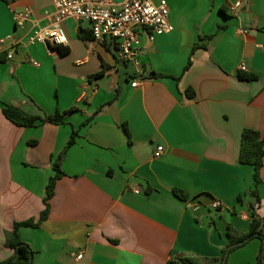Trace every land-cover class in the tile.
<instances>
[{"label": "crops", "instance_id": "1", "mask_svg": "<svg viewBox=\"0 0 264 264\" xmlns=\"http://www.w3.org/2000/svg\"><path fill=\"white\" fill-rule=\"evenodd\" d=\"M52 2L0 0V39L8 38L0 53V262L15 253L6 232L44 209L53 162L74 130L48 219L18 231L32 264L220 258L229 225L248 232L253 205L264 219V166L257 205L253 167L239 162L243 130L264 134V0H167L174 30L153 42L140 34L141 78L113 43L79 37L91 31L86 21L63 22L68 46L30 44L32 30L52 22ZM27 7L32 17L17 27ZM208 36L207 49L191 56ZM5 104L41 117L60 111L64 123L20 127L3 115ZM262 244L251 240L228 264H256Z\"/></svg>", "mask_w": 264, "mask_h": 264}, {"label": "built area", "instance_id": "2", "mask_svg": "<svg viewBox=\"0 0 264 264\" xmlns=\"http://www.w3.org/2000/svg\"><path fill=\"white\" fill-rule=\"evenodd\" d=\"M54 17L48 26L35 27L28 37L30 44H41L48 49L65 47L69 39L62 27L68 19L86 21L90 24L92 41L98 44L111 42L117 49L119 60L132 66L137 71V76H142L141 52L137 44L140 34H144L150 42L157 37L171 33L174 30L170 22V10L167 0H124L117 4L115 0H53ZM243 6L242 1L236 2L231 10ZM32 17L31 8L27 7L22 13L15 16L17 27ZM8 38L0 39V53L7 45ZM7 61L13 60L11 53L6 56ZM39 66L37 62H33ZM240 70L245 72L244 65ZM139 80L133 82L137 87ZM163 147H159L155 157H160ZM139 194L140 190H134ZM216 208H222L221 202L213 203ZM189 207H194L189 204ZM197 209V208H195ZM82 256H79L81 258Z\"/></svg>", "mask_w": 264, "mask_h": 264}, {"label": "trees", "instance_id": "3", "mask_svg": "<svg viewBox=\"0 0 264 264\" xmlns=\"http://www.w3.org/2000/svg\"><path fill=\"white\" fill-rule=\"evenodd\" d=\"M79 37L83 40L92 39V32L87 30H81ZM212 36L205 38H200L199 42L196 43L191 51V56L198 49H207L208 42L211 40ZM59 48V47H55ZM60 49V48H59ZM62 54H66L67 50L61 49ZM192 61L191 57L188 60L187 65L183 69V74L191 67ZM101 73L95 75V77L100 76ZM151 78H161L166 77L162 74L153 73ZM246 80H253L254 76L241 77ZM178 80L179 78H175ZM73 108L68 111H72ZM3 115L7 120L13 124L20 127H34L39 126L45 123H51L55 125H60L64 123V114L60 111L55 112L54 114L45 115L43 117L30 114L21 108L14 107L12 105L5 104L2 109ZM93 117L86 120L83 125H87ZM125 134L130 138L129 130L125 125L123 127ZM78 136V131L74 130L66 143L64 149L59 153L56 159L53 162L54 175L50 177L48 184L46 186V196L43 200L44 209L40 213L37 219L31 218L23 222H16L14 228L11 232H6L5 240L6 246L14 250V256L11 259L0 262V264H32L34 252L31 247L23 242L19 235V229L21 227H34L37 228L40 224L47 220L51 211L50 200L55 195V189L57 182L65 176V173L62 170V161L67 153V151L76 143ZM239 162L244 165H250L253 167V183L254 187L252 194L256 199V204L258 205L261 202L259 188L262 183L261 180V170L264 166V134L260 131L246 128L242 132L241 137V146L239 153ZM174 193L182 199H186V194L180 190H174ZM227 236L229 242L224 248L222 256L220 258H211V259H200V258H172L166 262V264H200V262L206 264H223L225 256H228L236 249L246 245L253 239H260L263 244L261 251L258 256V263L264 264V219L260 218L256 213L255 205L252 206L251 212V223L249 231L246 233L238 232L234 229L233 226L229 225L227 230ZM227 264V263H225Z\"/></svg>", "mask_w": 264, "mask_h": 264}, {"label": "rangeland", "instance_id": "4", "mask_svg": "<svg viewBox=\"0 0 264 264\" xmlns=\"http://www.w3.org/2000/svg\"><path fill=\"white\" fill-rule=\"evenodd\" d=\"M230 255H231V254H230ZM230 255H229V256H230ZM229 256H228L227 261H226L227 264H228ZM250 256H251V254H250ZM254 260H255V258H254ZM246 263H249V262L247 261ZM255 263H256V264H259V263H258V258H257V262H255Z\"/></svg>", "mask_w": 264, "mask_h": 264}, {"label": "water", "instance_id": "5", "mask_svg": "<svg viewBox=\"0 0 264 264\" xmlns=\"http://www.w3.org/2000/svg\"><path fill=\"white\" fill-rule=\"evenodd\" d=\"M226 261H227V254H226V256H225V259H224V261H223V264H225Z\"/></svg>", "mask_w": 264, "mask_h": 264}]
</instances>
